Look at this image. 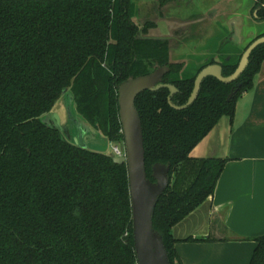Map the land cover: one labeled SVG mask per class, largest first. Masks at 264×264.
Listing matches in <instances>:
<instances>
[{
    "label": "trees",
    "instance_id": "trees-1",
    "mask_svg": "<svg viewBox=\"0 0 264 264\" xmlns=\"http://www.w3.org/2000/svg\"><path fill=\"white\" fill-rule=\"evenodd\" d=\"M255 8L264 20V0ZM134 12L131 0H0V264H137L126 164L74 145L44 115L70 87L78 111L122 143V82L168 65L163 81L184 105L202 68L220 63L228 76L244 50L224 38L221 59L186 68L171 61L167 40L137 36ZM263 62L264 44L236 81L204 79L185 109L170 105L168 88L136 99L148 175L157 162L171 166L153 217L171 264H182L173 227L214 194L228 161L190 154L222 117L233 120ZM255 241L249 264H264V234Z\"/></svg>",
    "mask_w": 264,
    "mask_h": 264
},
{
    "label": "crops",
    "instance_id": "crops-1",
    "mask_svg": "<svg viewBox=\"0 0 264 264\" xmlns=\"http://www.w3.org/2000/svg\"><path fill=\"white\" fill-rule=\"evenodd\" d=\"M174 4L173 11L183 9L187 14L191 10L184 1ZM200 8L202 20L196 22L201 24L208 16L202 26L208 32L186 31L180 35V22L187 25L190 19L182 21L176 14H170L156 31L157 34L160 30H171L176 35L167 38L173 48L174 43L179 45L171 55L173 63L185 64L186 59L180 57L181 50L184 51L181 46L191 38L199 41L196 47L201 41L204 44L209 37L206 33H212L211 27L220 23L229 29L231 36L227 39L238 50L259 36L256 21L253 22L254 17L257 19L253 0H247V3L244 0H208L202 2ZM195 46L191 51L194 54ZM190 155L194 158H226L228 161L214 194L172 229L178 240L175 247L181 263L249 264L256 247L255 238L264 234V62L255 77L254 87L237 100L233 120L222 117ZM188 238L208 240H186Z\"/></svg>",
    "mask_w": 264,
    "mask_h": 264
},
{
    "label": "water",
    "instance_id": "water-1",
    "mask_svg": "<svg viewBox=\"0 0 264 264\" xmlns=\"http://www.w3.org/2000/svg\"><path fill=\"white\" fill-rule=\"evenodd\" d=\"M207 18L208 16H205V22H207ZM201 20L199 19L198 21L200 22ZM192 22L197 23L190 20L188 24ZM180 24L184 26L185 22ZM175 25L178 26L176 23ZM170 36L176 37L171 30H160L155 35V37L159 38H169ZM262 44H264V35L255 38L248 45L241 56L237 68L228 76L224 75L223 66L219 63L210 64L202 68L195 79L194 88L188 101L181 106L175 105L171 100L172 96L177 92L175 85L163 83V77L170 71L168 65L160 66L147 75L132 77L122 82L118 87V100L119 116L124 136V140L121 143L123 155H116L112 151L113 142L78 111L75 96L70 87L64 89L52 110L44 115L45 121L51 122L74 145L109 155L117 164H126L129 177L133 240L137 264H171L163 235L154 227L153 222L156 204L170 185L171 166L170 163L157 162L152 166L151 175H148L142 120L136 107L137 97L147 90L156 91L161 88H168L170 90L168 98L170 105L178 110L185 109L197 99L202 82L207 77H215L224 83L236 81L247 68L252 52ZM238 88L232 89L228 100L235 96Z\"/></svg>",
    "mask_w": 264,
    "mask_h": 264
},
{
    "label": "flooded vegetation",
    "instance_id": "flooded-vegetation-1",
    "mask_svg": "<svg viewBox=\"0 0 264 264\" xmlns=\"http://www.w3.org/2000/svg\"><path fill=\"white\" fill-rule=\"evenodd\" d=\"M183 1V0H158L157 2H158V4L157 3H154V4H150V6H148L149 4H144L143 5V3H142V1L140 0H137L136 1V6L134 5V2H133V0H131V3L134 5V9H135V7H136V17H135V14H133L132 15V21L136 24V26H137V29H138V34H137V36L139 37V38H154V39H161V40H167L168 42H169V45H170V47H171V42H170V40L169 39H167V38H159V37H155V35H156V31H157V29L159 28V24L160 23H162V22H165V20H167V19H169V16H170V13L168 14L167 13V10H169V9H171V8H173V6L175 5L174 3H181V2ZM190 1V3H187V2H189ZM205 1H208V0H185L184 1V5L186 6V4H187V6H189V7H191L192 6V8H191V10L192 9H194L193 11H195L194 13H190L191 12V10L189 11V13H188V15L186 14V13H184V12H182V11H180L178 14H176L177 15V18L178 19H180V20H187L188 19V17H189V19L190 20H193V21H198L199 19H202V10H201V8H200V4L202 3V2H205ZM155 2V1H154ZM256 2H257V0H253V3H254V9H255V11H257V13H258V10H259V8H255L256 7ZM198 3H200V4H198ZM146 7H149V11L148 12H146V10H144V9H146ZM164 7H166V10L164 9ZM142 9L145 11V13H143L142 12ZM138 10V11H137ZM140 11V12H139ZM200 11V12H199ZM181 12L182 13H184V14H181ZM139 14V16H138V14ZM201 13V14H200ZM141 15V16H140ZM257 19L258 20H261V19H259L258 18V15H257ZM203 21H205L204 19H203ZM181 23V22H180ZM204 23L205 22H203V23H201V24H199V23H191V24H188L187 23V25H184V26H182V27H178V31H179V34L180 35H184V33L186 32V31H193V32H196L197 30H200V31H202V29H203V25H204ZM221 24V23H220ZM221 27H224V26H222V24H221ZM225 28V31H227V32H229V29L227 28V27H224ZM183 33V34H182ZM177 39V38H176ZM180 39H178L177 40V42L179 41ZM250 44V43H249ZM248 44V45H249ZM248 45L246 46V47H244V51H245V49L248 47ZM232 49H236V48H234V47H232ZM231 49V50H232ZM243 51V52H244ZM211 56H213V55H210L209 57L211 58ZM209 57H207L206 59H209ZM170 58H171V54H170ZM219 62H220V60H219ZM212 64H214V63H212ZM220 64V63H219ZM208 65H210V64H208ZM165 66V65H164ZM207 66V65H206ZM158 68V67H157ZM155 70V69H154ZM153 70V71H154ZM153 71H151V72H153ZM150 72V73H151ZM147 74H149V73H147ZM147 74H145V75H147ZM142 76V75H141ZM138 77V76H137ZM197 77V76H196ZM164 78V77H163ZM163 83H164V81H163ZM194 84H195V82H194ZM177 92H178V89H177ZM176 92V93H177ZM143 93V92H142ZM175 93V94H176ZM174 94V95H175ZM173 95V96H174ZM170 96V95H169ZM172 96V97H173ZM171 100H172V98H171ZM173 102V101H172ZM175 104V103H174ZM175 105H177V104H175ZM178 106H181V105H178ZM114 143V142H113Z\"/></svg>",
    "mask_w": 264,
    "mask_h": 264
},
{
    "label": "rangeland",
    "instance_id": "rangeland-1",
    "mask_svg": "<svg viewBox=\"0 0 264 264\" xmlns=\"http://www.w3.org/2000/svg\"><path fill=\"white\" fill-rule=\"evenodd\" d=\"M136 1L137 0H133L135 6H136ZM141 1H142L143 5L144 4H149L148 6H150V4L152 5L154 3H157L158 4V2H157L158 0H141ZM183 1H185V0H183ZM244 2L247 3V0L246 1L244 0ZM187 3H190V1L187 2ZM178 4H180V3H178ZM186 6H187V4H186ZM191 8H192V6H191ZM164 9L166 10V7H164ZM144 10H146V12H148L149 11V7H146V9H144ZM144 10L142 9V12L143 13H145ZM180 10L182 12H185L183 9H180ZM193 10L194 9H192L190 13H194L195 11H193ZM179 12L180 11L177 10V9H174V11L172 9L167 10V13L168 14L169 13L170 14H178ZM182 12H181V14H184ZM188 13L189 12L187 11V15H188ZM134 14H135V17H136V7H135ZM254 15H255V9H254ZM138 16H139V14H138ZM255 18L256 17L253 18V22L256 21L255 22V24H256V30H258V32H257L258 34L257 33L256 34L258 36V35H260V33H262V34L264 33V20H257ZM211 28L212 29H210V30H212V33L211 32L209 34L206 33L207 36H209V37L206 38L207 40H204L203 39L205 41L204 44L201 41L200 42V45L198 47H196L195 45L198 44L199 41L196 38H191V39H189L187 41L186 44H184L182 46L180 45L182 47V49H184V51L181 50V52H180V55L181 56L180 57H183V58L186 59V63H185L186 68H189L190 67L191 69L194 70L195 68H197L198 66H200L202 63H205V61L207 60L206 58L209 57L210 55L215 56V58H217V59H221V56L222 55H221V53H220V51L218 49H219V47L224 42H227L225 39L226 38H230L231 35L227 31H225V28L224 27H221L220 24H218L217 26H212ZM202 32L203 33L208 32V29L204 26L203 29H202ZM203 33H202V36H204ZM174 44H175V48H173V45L172 44H171V47H170V54L171 55H172V53L173 54L175 53V51H173V50L176 49L179 46V45H176V43H174ZM194 46L196 47V54H194V53L191 52ZM228 46L231 49H232V47L238 49L237 47L234 46V44L232 42L229 43ZM244 47H241L240 50H243Z\"/></svg>",
    "mask_w": 264,
    "mask_h": 264
},
{
    "label": "built area",
    "instance_id": "built-area-1",
    "mask_svg": "<svg viewBox=\"0 0 264 264\" xmlns=\"http://www.w3.org/2000/svg\"><path fill=\"white\" fill-rule=\"evenodd\" d=\"M112 151L116 154V155H123V148L121 143H112Z\"/></svg>",
    "mask_w": 264,
    "mask_h": 264
}]
</instances>
